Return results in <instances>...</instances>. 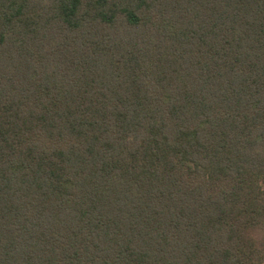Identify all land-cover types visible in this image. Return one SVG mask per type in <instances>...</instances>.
<instances>
[{
	"label": "trees",
	"instance_id": "16d2710c",
	"mask_svg": "<svg viewBox=\"0 0 264 264\" xmlns=\"http://www.w3.org/2000/svg\"><path fill=\"white\" fill-rule=\"evenodd\" d=\"M0 264H264V0H0Z\"/></svg>",
	"mask_w": 264,
	"mask_h": 264
}]
</instances>
